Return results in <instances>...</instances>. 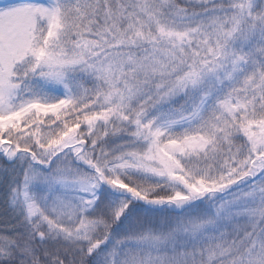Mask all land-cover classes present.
Returning a JSON list of instances; mask_svg holds the SVG:
<instances>
[{
	"label": "snow or ice",
	"instance_id": "snow-or-ice-1",
	"mask_svg": "<svg viewBox=\"0 0 264 264\" xmlns=\"http://www.w3.org/2000/svg\"><path fill=\"white\" fill-rule=\"evenodd\" d=\"M0 264H264V0H0Z\"/></svg>",
	"mask_w": 264,
	"mask_h": 264
}]
</instances>
